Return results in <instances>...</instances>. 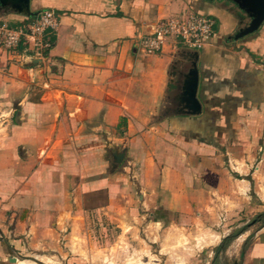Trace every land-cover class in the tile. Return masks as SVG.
I'll return each instance as SVG.
<instances>
[{
    "label": "crops",
    "instance_id": "0c3cea01",
    "mask_svg": "<svg viewBox=\"0 0 264 264\" xmlns=\"http://www.w3.org/2000/svg\"><path fill=\"white\" fill-rule=\"evenodd\" d=\"M31 8L52 11L57 28L40 57L30 46L0 47V264H90L89 219L125 232L155 217L220 240L264 212V23L232 41V9L207 0ZM187 10L215 21L197 50L202 111L160 117L175 94L171 66L190 50L169 39L145 55L138 42ZM23 19L0 15L13 27ZM241 251L238 264H264V226Z\"/></svg>",
    "mask_w": 264,
    "mask_h": 264
},
{
    "label": "rangeland",
    "instance_id": "374dc122",
    "mask_svg": "<svg viewBox=\"0 0 264 264\" xmlns=\"http://www.w3.org/2000/svg\"><path fill=\"white\" fill-rule=\"evenodd\" d=\"M254 217L244 218L239 228L228 233L227 236L243 228L241 235L219 251L217 247L223 238L218 240V234L209 236L203 226L198 228L200 230L184 229L176 224L169 228L152 223L155 217H145L136 222L135 229L124 232L115 224L89 219L87 242L89 238L93 251L82 249L91 256L90 264H232L238 261L239 252L247 249L255 232L262 227L253 222ZM87 242L82 241V246L87 247ZM29 260L31 262L26 261L30 264H41ZM45 262L56 264L49 259Z\"/></svg>",
    "mask_w": 264,
    "mask_h": 264
},
{
    "label": "built area",
    "instance_id": "2783aa9c",
    "mask_svg": "<svg viewBox=\"0 0 264 264\" xmlns=\"http://www.w3.org/2000/svg\"><path fill=\"white\" fill-rule=\"evenodd\" d=\"M57 28V20L50 10H42L37 16L24 18L16 27L0 23V47L13 50L22 45L30 46L33 55L40 57L50 47L47 35ZM215 21L207 15L193 11H182L169 18L139 39V48L145 55L159 53L169 40L177 41L190 50H200L213 35Z\"/></svg>",
    "mask_w": 264,
    "mask_h": 264
},
{
    "label": "water",
    "instance_id": "95a60500",
    "mask_svg": "<svg viewBox=\"0 0 264 264\" xmlns=\"http://www.w3.org/2000/svg\"><path fill=\"white\" fill-rule=\"evenodd\" d=\"M227 2L236 10L233 15L237 19V27L230 40H241L255 34L261 28L264 23V0H227ZM10 14L32 18L37 16L38 12L32 10L31 0H0V15ZM197 59V50H190L182 61H176L171 66L167 89L169 92L175 91V94L160 117H167L172 113L181 116H197L201 113V103L197 98L199 84ZM184 63L185 66H179L180 68L177 69L179 64ZM124 155V149L112 153V171L122 163ZM232 264L238 262L233 261Z\"/></svg>",
    "mask_w": 264,
    "mask_h": 264
},
{
    "label": "trees",
    "instance_id": "16d2710c",
    "mask_svg": "<svg viewBox=\"0 0 264 264\" xmlns=\"http://www.w3.org/2000/svg\"><path fill=\"white\" fill-rule=\"evenodd\" d=\"M124 124H125V119L121 118V121L119 123V128L124 126ZM253 222L254 223H259L261 226H264V212H261V213L257 214L254 217ZM242 232H243V228H240V229L234 231L233 233H231L230 235L224 237L222 239L221 244L217 247V251L224 250L227 247L228 243L231 242L236 236L241 235ZM244 250H245V248L242 249V251H241V257H242V255L244 253Z\"/></svg>",
    "mask_w": 264,
    "mask_h": 264
},
{
    "label": "flooded vegetation",
    "instance_id": "af4514ba",
    "mask_svg": "<svg viewBox=\"0 0 264 264\" xmlns=\"http://www.w3.org/2000/svg\"><path fill=\"white\" fill-rule=\"evenodd\" d=\"M208 2H213V3H220L221 5H224V6H228L232 9V11L236 12V10L234 9V7L229 3L227 2V0H207Z\"/></svg>",
    "mask_w": 264,
    "mask_h": 264
},
{
    "label": "bare ground",
    "instance_id": "6f19581e",
    "mask_svg": "<svg viewBox=\"0 0 264 264\" xmlns=\"http://www.w3.org/2000/svg\"><path fill=\"white\" fill-rule=\"evenodd\" d=\"M22 264H24V263H22Z\"/></svg>",
    "mask_w": 264,
    "mask_h": 264
}]
</instances>
